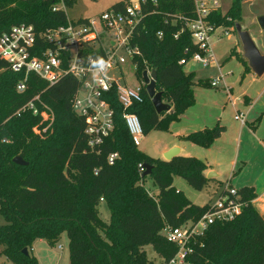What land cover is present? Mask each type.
<instances>
[{"label":"trees","instance_id":"obj_1","mask_svg":"<svg viewBox=\"0 0 264 264\" xmlns=\"http://www.w3.org/2000/svg\"><path fill=\"white\" fill-rule=\"evenodd\" d=\"M75 1L0 0V36L21 25L33 26L37 33L67 26L68 15L60 5L68 8ZM240 1L235 0L226 14L213 13L212 23L217 28L235 30L242 19ZM145 2L144 18L131 41L139 50L132 65L136 86L142 83L144 72L155 70L157 92L174 108L173 113L157 114L144 87L143 102L128 110L139 117L144 135L152 130L168 131L170 124L179 121L194 105L195 75H187L180 61L200 52L184 29L185 22L196 17L194 0ZM125 7L126 2L119 1L112 9ZM159 32H163L162 39ZM178 33L180 37L175 39ZM87 53L96 54L92 47ZM24 78L11 70L0 74V202L8 218V223L0 226V245L8 261L39 264L30 254L34 243L46 239L55 245L65 232L70 264H152L146 246H152L162 264H168L178 248L163 236V229L198 221L208 208L187 199L175 187V179L183 178L190 187L202 191L211 181L207 178L209 166L195 157L178 156L166 161L143 153L129 133L123 118L126 111L114 90L106 95L114 110V131L102 145L91 148L85 134L86 122L72 105L80 82L65 75L48 87L30 74L27 90L19 93L17 85ZM38 95L55 112L53 125L42 134L34 132L37 126L47 127L48 122H43L41 116L30 111L16 114ZM225 131L226 127L218 122L214 128L192 132L180 140L209 149ZM112 154H118L114 164L109 163ZM17 157L29 165H16ZM140 165L153 167L149 177L158 188V196H151L144 188L147 177L142 178ZM239 194L247 203L242 215L210 226L193 246L190 262L264 264V219L252 204L257 193L254 188L244 187ZM103 203L110 212L108 222L101 218ZM24 249L29 250V256Z\"/></svg>","mask_w":264,"mask_h":264},{"label":"built area","instance_id":"obj_2","mask_svg":"<svg viewBox=\"0 0 264 264\" xmlns=\"http://www.w3.org/2000/svg\"><path fill=\"white\" fill-rule=\"evenodd\" d=\"M145 3V0H129L124 10L112 9L98 20H89L88 23L69 22L67 26L46 32L37 33L33 26L27 25L13 27L0 36V74L7 70L23 74L24 80L17 85L19 93L27 90L30 74L38 76L48 87L56 85L65 75L78 80L80 89L73 98L72 105L74 112L86 122L85 134L91 148L102 145L114 131V110L106 99V95L114 90L126 111L123 118L129 133L138 145L144 137L143 127L139 117L128 110L134 104L143 102L142 91L146 85L143 80L140 85L132 87L124 77L117 76V73L122 75L124 68L128 64L133 65L134 57L139 54L138 48L133 47L131 41L144 18ZM194 3L196 17L185 22L184 29L200 52L189 59H182L180 64L185 66L192 59L209 67L214 62L210 39L222 28H217L211 21L212 14L221 11L220 0H194ZM97 27L111 35L108 48L96 32ZM158 37L162 39L163 32H159ZM179 37L180 33L174 36L175 39ZM39 41L47 46L42 47ZM87 46L92 47L96 54H88L87 49L90 47ZM147 72L150 76L152 71ZM222 79L223 77L212 81L211 86L218 87ZM27 111L41 116L43 122L52 121V109L41 101L40 95L26 103L16 114ZM235 120L242 125L246 124L245 117L240 113L235 116ZM49 128L50 126L40 129L37 126L34 132L46 133ZM117 158L118 154L110 155L109 163L114 164ZM139 168L141 173L145 172L144 166L140 165ZM246 206L239 190L227 185L217 202L208 205L205 214L198 221H191L178 228L166 226L162 231L163 236L178 248L168 264H193L189 260L194 253L193 246L210 226L234 221L242 215Z\"/></svg>","mask_w":264,"mask_h":264},{"label":"rangeland","instance_id":"obj_3","mask_svg":"<svg viewBox=\"0 0 264 264\" xmlns=\"http://www.w3.org/2000/svg\"><path fill=\"white\" fill-rule=\"evenodd\" d=\"M129 0H76L73 6L66 8L69 22L78 23L82 20H98L103 14L112 10L115 3ZM136 2L137 0H130ZM235 0H220L221 12L226 14ZM242 19L239 22L244 30L248 31L259 50L264 54V28L259 19L264 17V0H241ZM96 32L103 38L104 46L109 47L111 35L103 32L101 27ZM225 32H228L226 35ZM214 62L209 67L190 60L184 66V72L195 75L194 96L195 103L179 121L172 122L168 131L152 130L145 134L138 142V148L145 154L162 159V151L173 141H180V134H188L206 128H214L218 121L226 127L225 133L218 140L212 153L207 149L193 146L192 155L200 160L208 153L215 159L222 173L233 177L231 187L241 189L243 185L262 183L258 190L264 192V149L259 141L264 143V76L257 77L248 67L243 57V47L234 28L222 27L210 39ZM116 74H112L114 76ZM117 76L124 77L127 83L135 87L137 84L135 70L132 65L124 68V73ZM223 77L218 87L211 86V82ZM250 101V103H249ZM172 109L174 105L170 101ZM240 113L245 117L247 125L242 127L235 116ZM52 126L55 112H51ZM192 146V145H190ZM207 152V153H206ZM235 162V163H234ZM216 172V171H215ZM144 188L151 196H158V188L151 177L143 183ZM175 187L184 193L185 197L198 206L214 205L222 194L227 183L210 181L202 191L190 187L183 178L175 179ZM0 202V226L8 223L6 212L2 211ZM101 218L108 222L110 212L106 204L100 207ZM264 218V213L260 214ZM0 245V264H12L3 252ZM33 251L39 264H70L69 238L63 232L54 245L48 240H39L34 243ZM144 250L152 264H162L163 260L157 255L152 246Z\"/></svg>","mask_w":264,"mask_h":264},{"label":"water","instance_id":"obj_4","mask_svg":"<svg viewBox=\"0 0 264 264\" xmlns=\"http://www.w3.org/2000/svg\"><path fill=\"white\" fill-rule=\"evenodd\" d=\"M259 23L261 27L264 28V17L259 19ZM235 31L239 36L240 42L243 47V57L247 61L249 68L257 77L259 78L263 77L264 54L257 47L251 34L248 31L244 30L240 23H237L235 25ZM157 79H158V75L155 70L151 72L150 76L147 71L143 73V80L146 85V91L152 101L154 109L159 115L163 113H173L172 106L163 101V94L161 92H157ZM179 154H180V149L173 148L164 155V159L166 161H171L174 158L178 157ZM14 163L19 166L29 165V163L26 162L22 157L15 158ZM144 169L145 172L142 174V178L151 176L153 167L150 165H145ZM215 176L216 174L214 172H211L210 174H208L207 178L211 180ZM23 253L26 256L30 255L28 249H24Z\"/></svg>","mask_w":264,"mask_h":264},{"label":"crops","instance_id":"obj_5","mask_svg":"<svg viewBox=\"0 0 264 264\" xmlns=\"http://www.w3.org/2000/svg\"><path fill=\"white\" fill-rule=\"evenodd\" d=\"M223 13V12H222ZM224 14V13H223ZM250 103V101H249ZM220 122V121H218ZM221 123V122H220ZM241 124V123H240ZM247 125V122L245 125H242V127L246 126ZM203 130V129H202ZM199 131V130H198ZM192 133V132H190ZM188 133V134H190ZM188 134H185V133H182L180 134L179 136L182 137V136H186ZM222 137V136H221ZM219 140V139H218ZM218 140L216 141V143L209 149H207L206 151H208V153H212V149L215 147V145L217 144ZM260 142V145L263 147L264 149V143L263 141H259ZM192 145V146H190ZM193 146H196L197 145H194L193 143L191 142H188V141H184V140H180V141H173L170 145H168L167 147H165L162 151V159H164V155L171 149L173 148H179L180 149V154L179 156H184V157H190L192 154L190 153L192 151V147ZM199 147V146H198ZM202 148V147H200ZM205 149V148H204ZM207 153V152H206ZM206 154L204 156V162L209 166V169L207 171V176L208 174H210L211 172H214L216 174L215 177H213V179H211V181L213 180H220V182L224 183H231V181L233 180V177H230V174L228 173H222L219 169V172L216 170V168L218 169L220 164L217 163V161L215 159H212L209 154ZM161 158V157H160ZM165 160V159H164ZM235 163V162H234ZM216 171V172H215ZM228 185V184H227ZM260 185H262V183H259V180L258 182L256 183H253L252 185L251 184H247V185H243L242 188L244 187H251V188H254L256 193H257V198L252 202L253 206L255 207V209L258 211L259 214L261 213H264V192L261 191L259 192L258 190L256 189H259L260 188ZM231 186V184H230ZM236 189V188H235ZM240 190V189H238ZM104 204V203H103ZM107 206V205H106ZM108 209V207H107ZM109 210V209H108ZM264 219V218H263Z\"/></svg>","mask_w":264,"mask_h":264}]
</instances>
